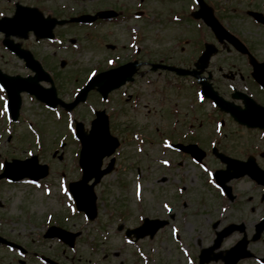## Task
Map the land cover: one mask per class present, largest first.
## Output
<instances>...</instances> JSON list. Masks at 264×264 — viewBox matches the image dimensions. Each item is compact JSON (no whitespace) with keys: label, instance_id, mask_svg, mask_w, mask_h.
I'll list each match as a JSON object with an SVG mask.
<instances>
[{"label":"flooded vegetation","instance_id":"af4514ba","mask_svg":"<svg viewBox=\"0 0 264 264\" xmlns=\"http://www.w3.org/2000/svg\"><path fill=\"white\" fill-rule=\"evenodd\" d=\"M5 1L8 3L5 8L13 11L15 2ZM60 1L26 0L23 4L38 7L46 16L56 18L96 14L97 19L92 24L96 27L95 32L102 37L112 38L111 41H105V48L120 50V54L117 53L119 61H116L115 66L137 62L132 76L124 86L109 93L108 98L113 96L114 99L110 103H103L102 108L108 112L112 131L119 137L121 145H127L129 134L134 132L135 112L142 114L141 109L145 108L152 118L158 117V120L152 121V118H145L142 114L146 120L145 126L138 127L148 132L149 129L154 133L160 132V143L164 138H170L181 148H176L174 153L177 172L169 176L162 174L160 182L166 181L163 177L171 176L175 179L173 182L182 183L188 178V166L198 170L195 156L183 148L191 144H197L204 150L196 151L199 155L203 153L201 162L218 165L216 169L226 167L218 156L220 152L240 160L250 158L264 167V0H202L213 9L223 26L246 47L250 56L243 52V46L234 38L224 37L220 40L216 36L199 17L201 8L196 0ZM106 11L110 13L105 18L100 16ZM81 25L82 28L88 27L77 23H69L64 27ZM122 37L124 39L120 40ZM148 38L153 39V46L149 44ZM207 44L213 45L207 47ZM207 49L212 51V55L205 66L200 67V55ZM208 84L229 103L223 101L214 107L209 97L199 103L197 92ZM136 104L137 109L134 107ZM226 108H232L235 112ZM235 115H239L242 121L238 122ZM218 124L221 126L220 132L217 131ZM200 174L203 176L202 182L207 183V176L202 172ZM244 180L255 190L245 193L240 187ZM227 185L230 189L223 193L207 187L204 196L198 190L190 192L189 189L179 190L175 187V196H165L162 202L159 200L162 211L156 215L147 211L146 199L143 197L144 216L157 219L158 222L165 221L152 237L144 236L142 241L146 247L151 249L155 246L158 253L160 244H172L184 264H187V257L183 249L187 250L194 264H199V254L204 246H194L191 239L202 244L200 239L203 240L204 233L198 229L190 236L187 231L189 226H197V222L191 221V214L196 216L201 212L199 204L189 210L197 193L205 203H213V210L218 207V210H214L215 222L211 220L210 224L212 244L206 247L217 244L219 234L225 227L236 225L234 230L221 238L216 251L223 256L231 252L234 264H259L256 259L262 262L263 251H259L256 245L263 240L264 235L252 239L256 223L263 217L262 186L248 177L233 178ZM149 192L151 194L152 190ZM21 216L22 228L11 225L18 223L20 218L19 221L7 223L11 228L0 227L3 239L0 241V264L82 263L78 256L70 254L64 243L47 236L50 232L48 227L52 224L76 231L74 226L59 221L50 225L40 222L32 211L21 210ZM81 235L80 232L79 237ZM232 237L227 248L222 249ZM242 238L248 239L247 247L252 257L237 260L242 250L232 248ZM8 242L14 243V252L8 250ZM54 242L60 244L57 246ZM17 251L22 256H18ZM216 264L224 263L218 261Z\"/></svg>","mask_w":264,"mask_h":264},{"label":"rangeland","instance_id":"374dc122","mask_svg":"<svg viewBox=\"0 0 264 264\" xmlns=\"http://www.w3.org/2000/svg\"><path fill=\"white\" fill-rule=\"evenodd\" d=\"M22 1L26 2V0ZM67 1L61 0L60 2ZM6 6L8 7V3L5 0H0V11H5ZM9 11L12 10L9 9ZM56 31L63 38V44L69 45L72 48H67L66 45L59 48L55 43H39L33 37L28 39L27 35L25 38H15V40L22 41L23 45L28 47L43 62L45 67L52 72L60 97L69 101L76 87L85 80L89 71L104 64L107 66L108 58H116L120 50L112 51L105 48V41H111L112 38L102 37L101 34L96 33L95 30L92 31V29L62 27ZM72 38L76 40L77 49H74L69 44V40ZM123 39L122 37L120 40ZM148 42L153 46V39L148 38ZM61 59L67 60L64 67L60 66ZM0 68L11 75L15 73L21 75L31 74L24 67V63L21 60L2 48L1 36ZM44 85L47 86V84ZM89 99L90 105L96 108L98 96L92 93ZM4 102L5 96L0 90V162L5 158L9 160L12 158L24 159L30 156L29 153L32 152L39 155L41 163H47L50 166V172L40 184H9L5 181H0V205L6 206V209H0V215H3L0 227L11 228L4 219L10 216L14 221H18L16 217H19L21 222L11 223V225H15L13 226L15 228H22L21 210L32 211L38 217L41 216L42 219H44L47 213H52L55 216L66 215V213L70 214L66 207L68 197L63 193L65 188L64 179L62 178L67 179V182H69L70 180L79 179L81 176L78 165L80 148L77 144L78 142L73 138L71 125H68V120L71 121L73 117L64 113L60 108L59 110H48L36 98L24 94L20 112L21 121L9 126L4 121V119L6 120ZM90 112L91 107L79 106L73 113V116L88 124L92 115ZM141 113L145 118H152V114L145 108L141 109ZM142 114L139 112L135 113V126H145L146 120ZM151 120L156 121L158 117ZM28 122H31L33 128L37 130L36 132L41 134H39L42 137L41 145L35 143V134L30 133L32 128L28 127ZM149 132L152 131L149 129ZM22 137L24 139H21ZM61 141H64V146L61 145ZM57 149L59 150L57 155L63 154L62 160H59L58 156H55L56 154L54 155V151ZM156 149L155 154H158L159 146ZM124 152L125 155L120 160V167L117 168L116 172L105 177L101 184L96 187L99 196L98 217L93 221L87 222L80 215L71 217L65 221V224L67 223L68 226L71 224V227H73L74 225L73 228L75 229L77 226H80L79 228L83 231L77 252L84 258L85 264H94V261L95 263L97 262L96 264H142L137 252L138 246L127 244L124 235L117 229V226L121 224L119 218L121 213L127 215V221L124 222L122 220L125 223V227H133L137 225L139 215L143 214L142 212L144 211L136 210L134 195L131 194L133 192L132 174L135 172V162L138 161L137 154L132 144L126 147L122 152V156ZM143 159L144 161L137 163L144 170L145 188L143 197L146 199L145 207L147 211H151L156 215L159 211H162L159 200L162 202L163 199H166L163 198L165 196L171 198L175 196V187L178 182H173L175 179L173 180L171 176L170 178L163 177L166 181L160 182L162 179L160 177L163 173L159 170L160 156H157L154 161L152 160V156L149 159L147 155H144ZM132 160L135 161L134 166L131 164ZM128 164L130 168L127 166ZM262 164L264 165V161ZM171 174H168V176ZM193 176H195V180H193ZM202 177L196 168L188 166V178L184 181L190 192L198 190L200 195H205L207 186L202 182ZM249 186L245 181L240 184V187L246 191L245 193L250 192ZM149 190H152L153 194L152 192L150 194ZM48 192L49 194H47ZM196 204L200 205L201 212L196 216L191 214L190 218L191 221L197 222V226H189L187 231L191 236L194 230L202 229L204 233L203 240L200 239L202 244L194 239H191V243L194 246L203 245L206 247L212 244L213 236L210 232V224L211 220H215L216 212L214 210H218V207L213 210V203H205L197 193L194 195L189 210ZM7 207L10 209H7ZM249 230L252 231V227ZM233 238L229 239L221 248H227L228 243ZM140 245L144 251L145 246H142L144 244ZM256 248L264 253V237L256 245ZM151 255L154 256L155 253L151 252ZM157 257L158 259L160 258L159 261L162 264H184L172 244H160ZM82 264L84 263L82 262Z\"/></svg>","mask_w":264,"mask_h":264},{"label":"water","instance_id":"95a60500","mask_svg":"<svg viewBox=\"0 0 264 264\" xmlns=\"http://www.w3.org/2000/svg\"><path fill=\"white\" fill-rule=\"evenodd\" d=\"M51 27V24L49 25L42 20V16L41 14H38L37 10L29 8L18 9L13 19L5 18V20L0 21V30L5 31L6 33L27 32L30 29H34L43 36H49L51 35ZM33 68L36 69L38 73L36 79L9 77L3 74L0 70V81L8 89L10 110L14 118H17L18 116V110L21 103V91L25 90L33 93L39 99L53 106H56L61 102L56 97L54 87L44 89L39 84V81L41 80H50L48 74L45 73V71L38 64ZM120 75L121 74L112 72L111 74L97 76L81 92L76 103L84 100L88 91L94 86H99L101 88L106 82L117 79ZM118 85L119 84H115L114 86L109 87V89ZM206 89L209 90V87ZM76 103L67 104L66 106L71 108ZM79 126L78 136L81 138L84 146L81 153V165L84 168V177L81 181L71 183V190L75 195L78 207L85 210L91 218H94L96 216V196L93 187L94 184L101 179L104 173L111 170V168L101 170V164L103 157L112 154L116 145L114 143V139L109 134L108 124L105 122V118L100 117L94 121L90 135L84 134L82 124H79ZM47 172L48 166L39 165L37 157H35L26 161L14 160L13 162H6V169L1 177L7 176L13 180H19L24 177L39 179L45 176ZM93 177L96 178L95 183L88 185V181ZM262 180L264 181V176H262ZM205 255L206 254L203 255L204 258Z\"/></svg>","mask_w":264,"mask_h":264}]
</instances>
